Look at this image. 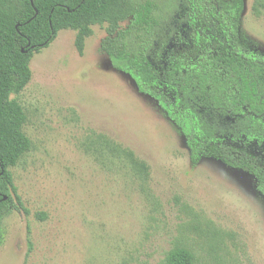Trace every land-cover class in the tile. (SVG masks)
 <instances>
[{
	"label": "rangeland",
	"instance_id": "obj_1",
	"mask_svg": "<svg viewBox=\"0 0 264 264\" xmlns=\"http://www.w3.org/2000/svg\"><path fill=\"white\" fill-rule=\"evenodd\" d=\"M156 1L149 58L164 72L190 43L176 2ZM244 2V44L264 55V0ZM106 27L92 26L83 55L77 32L60 31L33 53L31 81L12 97L32 143L11 168L30 213L0 221V264H162L178 247L195 264H264V196L255 178L215 158L192 166L173 123L102 52ZM232 145L264 163V145ZM129 153L148 166L147 178Z\"/></svg>",
	"mask_w": 264,
	"mask_h": 264
},
{
	"label": "trees",
	"instance_id": "obj_2",
	"mask_svg": "<svg viewBox=\"0 0 264 264\" xmlns=\"http://www.w3.org/2000/svg\"><path fill=\"white\" fill-rule=\"evenodd\" d=\"M172 1L188 30L190 50L160 72L149 58L160 26L156 0H0V221L15 210L30 213L11 168L32 148L23 131L26 113L12 98L31 81L32 55L66 29L77 32L75 46L83 55L96 24L107 26L102 52L158 104L184 137L192 166L215 158L247 171L264 196V163L232 145H264V55L244 44L245 2ZM234 114L235 119L228 118ZM128 158L132 169L147 178L148 166L132 153ZM162 264H195V257L178 247Z\"/></svg>",
	"mask_w": 264,
	"mask_h": 264
},
{
	"label": "water",
	"instance_id": "obj_3",
	"mask_svg": "<svg viewBox=\"0 0 264 264\" xmlns=\"http://www.w3.org/2000/svg\"><path fill=\"white\" fill-rule=\"evenodd\" d=\"M7 198L5 197V200H6Z\"/></svg>",
	"mask_w": 264,
	"mask_h": 264
}]
</instances>
